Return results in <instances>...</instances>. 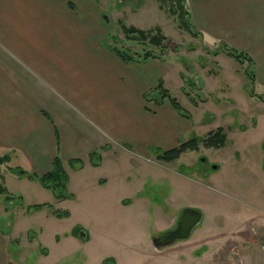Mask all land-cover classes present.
Masks as SVG:
<instances>
[{"label":"rangeland","instance_id":"rangeland-1","mask_svg":"<svg viewBox=\"0 0 264 264\" xmlns=\"http://www.w3.org/2000/svg\"><path fill=\"white\" fill-rule=\"evenodd\" d=\"M98 4L102 46L112 45L140 57L150 52L151 58L162 61L165 88L191 118L188 126L180 127L178 144L219 128H224L228 142L218 149L200 144L197 151L185 152L173 162L159 160L161 150H150L143 157L117 151L115 157L106 159L107 165L115 160L138 163L137 168L118 173L126 185L116 182L100 188L86 183L76 202L62 205L71 218L60 222L55 218L45 225L42 243L34 241V224L42 220L18 219L15 228L20 237L12 242L16 248L20 241L24 250L12 264H44L39 259L48 254L43 245L53 253L47 264H100L105 258L118 264H264L260 251L264 242V103L251 95L254 90L255 96H264V90L248 79L249 63L240 65L226 55L228 45L224 43L208 47L209 41L201 40L196 27V37L181 30L169 14L167 0H99ZM124 28L151 37L159 33L164 40L161 46L150 44V37L128 40ZM9 156V166L14 169L4 168L7 171L27 166L21 155ZM215 165L219 167L216 171ZM101 172L95 174L106 176ZM138 192V199L122 198ZM44 201L37 197L27 200L31 204ZM21 206L17 199L7 203L0 196L1 232L10 228L11 218L19 215ZM187 208L203 214L191 237L156 248L154 239L175 229ZM75 226L89 235L88 241L71 235L55 246V236ZM28 227L32 232L26 235ZM153 250L168 257L155 256Z\"/></svg>","mask_w":264,"mask_h":264},{"label":"crops","instance_id":"crops-1","mask_svg":"<svg viewBox=\"0 0 264 264\" xmlns=\"http://www.w3.org/2000/svg\"><path fill=\"white\" fill-rule=\"evenodd\" d=\"M185 1L201 40L206 43L207 39L208 47L224 43L248 54L254 61L255 85L264 90V0ZM98 2L0 0V155H21L27 162L22 171L39 176L48 173L59 157L69 177L67 190L73 195L58 200L38 180L3 169L0 187L5 192L0 196H11L22 206L19 215L12 216L10 228L0 231V264L18 262L24 250L20 241L16 248L12 242L20 237L15 228L18 219L40 218L34 224V241L42 243L45 225L72 216L69 211L68 218H57L48 207L29 213L28 207L47 204L66 211L62 205L76 202L86 183L100 188L116 182L126 185L118 173L137 168L138 163L115 160L107 165L106 159L119 150L143 157L150 150L171 149L178 145L180 127L188 126L191 119L182 117L168 101L160 106L146 102L145 94L155 92L160 80L165 84L162 61L150 58L126 63L113 50L115 46H102ZM92 153L98 161L92 160ZM72 160H82L83 165L72 169ZM98 170L106 176L95 174ZM132 196L122 198L138 199L140 193ZM28 197L45 201L31 204ZM75 228L56 235L55 246L64 237L75 236ZM43 246L48 254L39 259L47 264L53 253ZM152 252L168 257L162 251ZM100 264L118 263L105 258Z\"/></svg>","mask_w":264,"mask_h":264},{"label":"trees","instance_id":"trees-1","mask_svg":"<svg viewBox=\"0 0 264 264\" xmlns=\"http://www.w3.org/2000/svg\"><path fill=\"white\" fill-rule=\"evenodd\" d=\"M185 0H167L168 3V11L171 17H173L181 30L186 33L197 36V32L195 31V27L191 22L190 12L186 7ZM126 36L128 40L136 39L135 36L139 38L148 39L150 37L149 42L155 46H161L164 37L159 35V33L153 37L149 36L144 31H139L135 28H124ZM116 54L126 63L139 61V60H147L151 58L150 52L146 53V56H142L140 54H130L126 51H122L115 47L113 49ZM215 55H218L217 53ZM226 55L233 58L240 65H244L245 63H249L251 71H246V75L251 83L255 84V74L253 72L252 66L254 64L253 59L246 53L237 51L234 48H227ZM251 72V73H250ZM156 96L152 94H145L144 99L146 102H153L156 105L160 106L164 104V102L168 101L170 105L184 118L190 119V115L183 110L182 106L179 104L176 98H174L170 92L165 88L162 80L159 81L157 88L155 89ZM257 94V93H256ZM255 91L252 90L251 95L259 98L264 103L263 95H256ZM188 96H190L188 94ZM193 101L194 99L190 97ZM228 142V136L224 130V128H219L215 131L210 132L203 138L194 137L186 142L180 143L177 146L162 151L158 154V159L163 162H173L178 160L181 155L188 151H197L199 149V145L201 144L205 148H222ZM92 160L98 161V155L96 153H92ZM11 157L9 155H0V173L4 168L14 169L10 167ZM96 164V163H95ZM83 165L82 160H72L70 161V166L72 169L77 170ZM15 171L22 173V169L20 167L15 168ZM24 175L28 176L30 180H38L41 185L48 190L54 192L56 198L58 200H69L73 198V195L67 191V183H68V174L64 169V165L59 157H56L53 161L52 169L44 174V175H36L29 174L24 172ZM5 192L4 187H0V194ZM13 200V197L7 196L6 201L10 202ZM48 207L52 209V213L57 218H68L70 216L69 211H60L54 210L51 205L47 204H38L28 207V212L32 213L35 211L42 210L43 208ZM1 222V221H0ZM83 230L82 227H76L73 230V234L78 237L80 231ZM87 241V238H86Z\"/></svg>","mask_w":264,"mask_h":264},{"label":"water","instance_id":"water-1","mask_svg":"<svg viewBox=\"0 0 264 264\" xmlns=\"http://www.w3.org/2000/svg\"><path fill=\"white\" fill-rule=\"evenodd\" d=\"M121 2H124L126 0H120ZM218 166L215 165L213 166V170H218ZM22 174H24V172H22ZM203 219V214L202 212H200L197 209L194 208H187L183 211L180 221L178 223L177 229L175 230V232H173V237H171L169 234H164L162 236H160V238H156L154 239V245L157 248V242L162 240V239H169V243H167L164 246H168L169 244L174 243L177 240H188L194 229L201 223ZM81 240H84L86 238V233L85 231H81L80 235H79Z\"/></svg>","mask_w":264,"mask_h":264},{"label":"flooded vegetation","instance_id":"flooded-vegetation-1","mask_svg":"<svg viewBox=\"0 0 264 264\" xmlns=\"http://www.w3.org/2000/svg\"><path fill=\"white\" fill-rule=\"evenodd\" d=\"M201 212V211H200ZM183 213V212H182ZM182 215V214H181ZM180 218H181V216H180ZM180 218H179V221H180ZM179 221H177V224H176V228L175 229H170V230H167V231H165L164 233H162L161 235H158V237L157 238H160V236H162V235H164V234H169L171 237H173V232H175V230L177 229V226H178V223H179ZM202 221H203V219H202ZM201 221V222H202ZM197 228V227H196ZM195 228V229H196ZM194 229V230H195ZM81 231H83V230H81ZM80 231V232H81ZM194 232V231H193ZM79 235H80V233H79ZM79 235H78V237H79ZM80 238V237H79ZM86 238H88V235L86 234ZM86 238H85V240H86ZM170 239V238H169ZM169 239H162V240H160V241H158L157 242V246H158V248H161V247H163L164 245H166L167 243H169ZM88 240V239H87ZM177 241H179V240H177ZM177 243V242H176ZM173 244V243H172ZM172 244H169V245H172Z\"/></svg>","mask_w":264,"mask_h":264},{"label":"built area","instance_id":"built-area-1","mask_svg":"<svg viewBox=\"0 0 264 264\" xmlns=\"http://www.w3.org/2000/svg\"><path fill=\"white\" fill-rule=\"evenodd\" d=\"M260 251H261V253L264 256V242H262L261 245H260Z\"/></svg>","mask_w":264,"mask_h":264}]
</instances>
